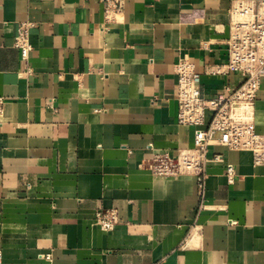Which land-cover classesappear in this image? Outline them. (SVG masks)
Masks as SVG:
<instances>
[{
  "label": "crops",
  "instance_id": "0c3cea01",
  "mask_svg": "<svg viewBox=\"0 0 264 264\" xmlns=\"http://www.w3.org/2000/svg\"><path fill=\"white\" fill-rule=\"evenodd\" d=\"M235 1L122 0L106 24L103 0H0V264H264V165L249 152L212 148L223 160L203 195L191 176L144 166L193 146L176 119L179 58L205 96L242 82L207 73L228 60ZM254 127L264 133V88ZM99 209L117 210L111 232Z\"/></svg>",
  "mask_w": 264,
  "mask_h": 264
},
{
  "label": "built area",
  "instance_id": "2783aa9c",
  "mask_svg": "<svg viewBox=\"0 0 264 264\" xmlns=\"http://www.w3.org/2000/svg\"><path fill=\"white\" fill-rule=\"evenodd\" d=\"M103 4L105 23L116 22L123 10L122 0H103ZM28 28V23H21L15 40L25 61L32 49ZM225 45L227 62L212 66L207 73L236 74L242 82L205 96L194 64L185 56L179 58L175 68L176 119L178 124L193 128V146L178 150L176 155L156 152L144 165L153 176L195 178L201 195L206 167L223 160L222 154L212 152L214 147L249 152L254 165H264V133L256 132L254 127L256 99L264 88V0H236L232 4ZM225 176L229 184L233 183V165L227 164ZM120 222L115 209H99L94 217V224L104 232H111Z\"/></svg>",
  "mask_w": 264,
  "mask_h": 264
}]
</instances>
